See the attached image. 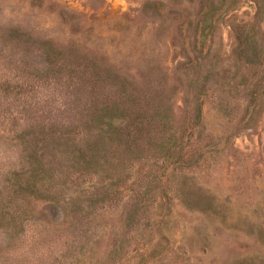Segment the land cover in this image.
Returning a JSON list of instances; mask_svg holds the SVG:
<instances>
[{
    "label": "rangeland",
    "instance_id": "obj_1",
    "mask_svg": "<svg viewBox=\"0 0 264 264\" xmlns=\"http://www.w3.org/2000/svg\"><path fill=\"white\" fill-rule=\"evenodd\" d=\"M0 264H264V0H0Z\"/></svg>",
    "mask_w": 264,
    "mask_h": 264
}]
</instances>
